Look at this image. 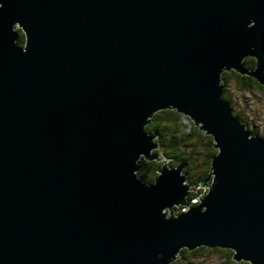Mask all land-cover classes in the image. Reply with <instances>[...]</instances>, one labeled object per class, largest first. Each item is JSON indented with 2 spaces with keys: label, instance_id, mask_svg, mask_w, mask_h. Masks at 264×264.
Returning a JSON list of instances; mask_svg holds the SVG:
<instances>
[{
  "label": "water",
  "instance_id": "95a60500",
  "mask_svg": "<svg viewBox=\"0 0 264 264\" xmlns=\"http://www.w3.org/2000/svg\"><path fill=\"white\" fill-rule=\"evenodd\" d=\"M230 70L264 86V0H0V264H171L199 246L264 264V138L223 97ZM168 108L217 148L179 213L184 162L137 174L166 158L145 126Z\"/></svg>",
  "mask_w": 264,
  "mask_h": 264
},
{
  "label": "trees",
  "instance_id": "16d2710c",
  "mask_svg": "<svg viewBox=\"0 0 264 264\" xmlns=\"http://www.w3.org/2000/svg\"><path fill=\"white\" fill-rule=\"evenodd\" d=\"M19 30V29H18ZM25 32L19 30V44H24ZM246 66L253 68L255 59L253 57L245 58ZM223 83V97L227 99L233 109V114L238 116L253 134L262 136L258 132L253 121L249 122L241 115L233 103L230 92L229 82H234L235 86L241 90H250L253 87H259L264 91L261 85L254 77L241 74L236 70L224 71L221 75ZM148 132H157V141L164 148L163 154L172 159V164L184 162L186 165L183 173L186 174V181L191 185L192 191L188 194L189 199H198L199 193L202 192L200 182L209 176L213 156L217 153L214 146L213 136L202 131L194 121L184 113L176 109H162L153 114L151 121L145 127ZM141 164L137 171L138 176L145 182H153L159 174L162 165L160 161H149L145 158L139 159ZM176 163V164H175ZM198 188V189H197ZM197 189V190H195ZM198 201H196V204ZM195 205V203L193 204ZM175 209H177L174 206ZM184 208V206H180ZM182 212V210H179ZM226 251V260L223 264H251L248 261H237L233 258V251L229 248L199 246L195 249L182 248L179 257L172 264H201L200 255L204 256L205 251Z\"/></svg>",
  "mask_w": 264,
  "mask_h": 264
},
{
  "label": "rangeland",
  "instance_id": "374dc122",
  "mask_svg": "<svg viewBox=\"0 0 264 264\" xmlns=\"http://www.w3.org/2000/svg\"><path fill=\"white\" fill-rule=\"evenodd\" d=\"M18 29L20 30V32L23 31L22 27H17V30ZM24 38H25V36H24ZM247 57H252V56H247ZM229 86L231 89L230 92L232 94L231 97L233 99V103H234L236 109L241 112V115L243 117H245L247 121H249V122L253 121V123L255 124V126L258 129V132L261 135H264V91L262 89H260L259 87H253L250 90H241L235 86V83L233 81L229 82ZM197 126L199 127V125H197ZM202 131H204V130H202ZM164 150L165 149L162 148L161 145L159 144L158 147H155L150 151V154L154 153L155 151H157L156 153L158 154L161 151V153L163 155V153H165ZM153 160L162 162V165H163V163H165V161L162 159H159V160L152 159L149 161H153ZM173 166H176V165H173ZM197 189H195V190H197ZM191 191H192V188L190 189L189 193ZM200 194H204L203 190H202V192L199 193V195ZM186 197L188 198V195ZM197 198L198 199L192 200L191 205H193L194 203L196 204V201L199 202V197H197ZM180 206H184V208H180ZM176 208L177 209H174V213H179V210L185 211L189 208V206L185 205V204H180L179 206H176ZM170 210H171V208H166L165 212H167V214L170 215ZM171 212H172V210H171ZM234 253H236V251H233V254ZM226 254H227L226 251H221V250L205 251L204 256L200 255L201 260H202V262H200V263L201 264H223L226 260ZM178 257H179V253L177 254L176 259ZM173 261H172V263H173ZM241 261H244V260H241ZM180 264H183V263H180Z\"/></svg>",
  "mask_w": 264,
  "mask_h": 264
},
{
  "label": "bare ground",
  "instance_id": "6f19581e",
  "mask_svg": "<svg viewBox=\"0 0 264 264\" xmlns=\"http://www.w3.org/2000/svg\"><path fill=\"white\" fill-rule=\"evenodd\" d=\"M16 25L19 27L18 23H16ZM24 32H25V30H24ZM25 35H26V33H25ZM245 62H246V61H245ZM223 89H224V88H223ZM155 133H156L155 141L159 144V142L157 141V135H158V134H157V132H155ZM261 137H262V136H261ZM262 138H263V137H262ZM156 152H157V151H155L154 153H156ZM163 156L166 157V158H163L162 160H164V161L166 162L168 156L165 155V154H163ZM139 159H140V158H139ZM139 159L137 160V163H138V164H140V163H139ZM151 160H152V159H151ZM171 161H172V159H170V160L168 161V163H170V164L172 165ZM161 166H162V165H161ZM172 166H173V165H172ZM137 174H138V173H137ZM186 182H187V181H186ZM187 183H188V182H187ZM190 187H191V185H190ZM191 188H192V187H191ZM188 194H189V193H188ZM188 199H189V198H188ZM181 204H183V203H181ZM174 206H176V205H174ZM174 206L172 207L173 210L175 209ZM188 206H189V208H190V206H192V205L189 204ZM189 208H188V209H189ZM188 209H187V210H188ZM185 211H186V210H185ZM164 212H165V209H164Z\"/></svg>",
  "mask_w": 264,
  "mask_h": 264
}]
</instances>
